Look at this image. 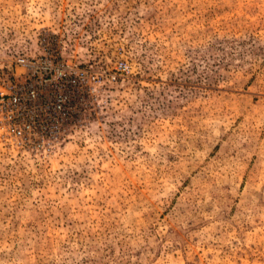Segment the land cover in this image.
Listing matches in <instances>:
<instances>
[{
  "label": "rangeland",
  "instance_id": "1",
  "mask_svg": "<svg viewBox=\"0 0 264 264\" xmlns=\"http://www.w3.org/2000/svg\"><path fill=\"white\" fill-rule=\"evenodd\" d=\"M46 53L92 91L0 140V264H264V0H0V76Z\"/></svg>",
  "mask_w": 264,
  "mask_h": 264
},
{
  "label": "built area",
  "instance_id": "2",
  "mask_svg": "<svg viewBox=\"0 0 264 264\" xmlns=\"http://www.w3.org/2000/svg\"><path fill=\"white\" fill-rule=\"evenodd\" d=\"M0 76V140L50 154L75 125V103L92 91L94 76L78 64L46 53L16 60Z\"/></svg>",
  "mask_w": 264,
  "mask_h": 264
}]
</instances>
